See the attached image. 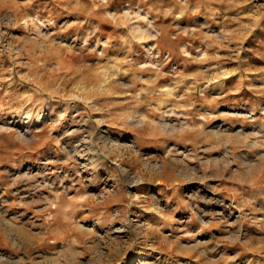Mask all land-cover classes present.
<instances>
[{
    "label": "rangeland",
    "instance_id": "374dc122",
    "mask_svg": "<svg viewBox=\"0 0 264 264\" xmlns=\"http://www.w3.org/2000/svg\"><path fill=\"white\" fill-rule=\"evenodd\" d=\"M0 264H264V0H0Z\"/></svg>",
    "mask_w": 264,
    "mask_h": 264
}]
</instances>
